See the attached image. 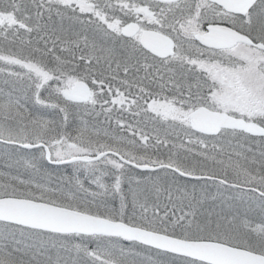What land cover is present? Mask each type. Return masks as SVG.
<instances>
[{
  "label": "snow or ice",
  "instance_id": "snow-or-ice-1",
  "mask_svg": "<svg viewBox=\"0 0 264 264\" xmlns=\"http://www.w3.org/2000/svg\"><path fill=\"white\" fill-rule=\"evenodd\" d=\"M0 264H264V0H0Z\"/></svg>",
  "mask_w": 264,
  "mask_h": 264
}]
</instances>
